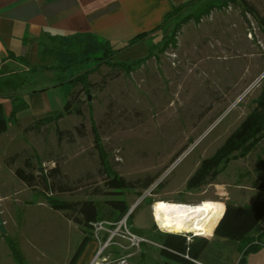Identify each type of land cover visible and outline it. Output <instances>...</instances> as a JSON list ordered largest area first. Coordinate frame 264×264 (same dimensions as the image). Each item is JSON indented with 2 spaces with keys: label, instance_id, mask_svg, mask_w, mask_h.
Segmentation results:
<instances>
[{
  "label": "rangeland",
  "instance_id": "374dc122",
  "mask_svg": "<svg viewBox=\"0 0 264 264\" xmlns=\"http://www.w3.org/2000/svg\"><path fill=\"white\" fill-rule=\"evenodd\" d=\"M246 1L264 19V0ZM202 12L189 10L196 17L175 21L146 41V55L155 42L160 43L129 73L100 61L109 47L95 39H74L75 43L61 52L59 65L70 67L62 79L90 71V88L80 95V116L53 120L52 115L34 131H26L32 123L22 119L21 125L11 123L9 131L0 136V216L5 230L4 236L0 234V264L69 263L83 234L50 204L111 199L101 194L106 175L99 146L109 168L126 182L153 180L146 190H126L122 195L133 209L131 228L125 226L135 236L145 237L153 230L160 218L154 209L159 202L209 204L213 211L208 222L220 210L205 201L215 198V187L187 190L186 182L254 108L264 88V26L232 3ZM166 35L173 41L160 51L161 37ZM86 57L91 63L76 66ZM262 148L260 145L246 158L230 161L214 183L241 180L250 184L251 177L243 174L252 171ZM25 161L33 165L36 175L48 176L58 168L50 182L70 192L28 188L14 175ZM130 249L131 259L139 254V250ZM156 251L143 243V253L134 261L163 264Z\"/></svg>",
  "mask_w": 264,
  "mask_h": 264
},
{
  "label": "crops",
  "instance_id": "0c3cea01",
  "mask_svg": "<svg viewBox=\"0 0 264 264\" xmlns=\"http://www.w3.org/2000/svg\"><path fill=\"white\" fill-rule=\"evenodd\" d=\"M205 1L0 0V105L5 118L12 111L13 98H21L26 103V109L16 115V124L21 125L19 121L22 119H26L29 124L38 118L60 112L59 106L63 102L65 104L74 88L67 80L60 81L63 74L53 68L59 65L61 52L67 51L76 39L90 38L108 45L124 44L141 34H151L175 8L193 2L190 10L202 12L222 0L211 3ZM154 35L157 34L127 49L117 59L131 60L146 55L144 45ZM226 182L209 185L215 187L218 193L214 199L205 200L218 210L223 206V213L225 203L243 207L255 201H264V192L251 184L246 185L241 180ZM214 229L211 235L202 237L206 239V245L195 259L184 255L189 264H238L241 257L239 242L215 236ZM263 231L264 216L252 237L257 238ZM95 236L87 243L75 264H91L108 240L106 231ZM148 244L155 247L159 254L161 246L152 242ZM138 250L139 254L132 259L130 257L131 261L135 262L143 253L142 244ZM131 251L129 241L117 237L100 251V259L112 262L130 256ZM244 259L245 264H264V237L260 240L259 248Z\"/></svg>",
  "mask_w": 264,
  "mask_h": 264
},
{
  "label": "trees",
  "instance_id": "16d2710c",
  "mask_svg": "<svg viewBox=\"0 0 264 264\" xmlns=\"http://www.w3.org/2000/svg\"><path fill=\"white\" fill-rule=\"evenodd\" d=\"M192 3L193 2H190L173 9L165 17L163 24L153 30L151 34H141L124 44L108 45L103 43L109 47V50L104 52L99 60L103 61L107 66L114 68L118 67L126 73L135 71L147 59L146 57H148V54L150 55L155 48H158L160 42H155L153 47L149 48L150 51H148V54L145 57L120 61L117 59L119 55L135 44L144 42L154 33L158 35L165 32L166 28H168L169 25H172L175 21H185L192 17H196L188 13ZM228 3L242 7L246 13L251 15L258 22L261 28L264 26V19L259 17L255 8L247 3L246 0H224L208 6L207 10L221 8ZM202 13L203 12L200 14ZM161 41L163 45L162 50L160 51H163L173 41V37L171 35L162 36ZM91 61L92 59L86 57L76 63V66L88 65ZM69 69L70 67L62 65L53 68V70L61 71L62 74H65ZM90 73V71H84L67 80L74 90L66 100L62 111L52 114L54 115L53 120L59 119L64 115H81L82 101L80 100V95L83 92L89 91L90 82L88 76ZM60 81L63 82V79ZM79 85L82 87L76 90ZM25 109L26 103L21 98H13L12 111L9 117L5 118L2 106L0 105V135L6 132L8 123H15L16 115ZM52 115H47L34 120L25 130L34 131L36 128H39V126L44 124V122H49ZM92 133L95 143L99 146V139L95 128H92ZM260 145H262L263 148L256 156V162L252 171L246 172L243 176L251 177L250 184L254 188L264 192V88L255 100L254 108H252L250 113L244 118L238 127L227 137L224 143L211 157L200 162L193 175L187 180L186 189L195 190L202 186L213 184L217 176L224 170L225 166L230 161L246 158L248 155L255 152ZM98 149L100 163L106 175V181L104 182L105 191L101 192V194L111 197V199L102 203L96 200H90L76 203L60 202L50 204L53 210L63 212L66 220L79 227L83 234V238L68 264L76 263L87 243L91 240L93 235V224L107 223L112 225L108 228H113L114 225L126 216L130 208L125 199L122 198V195L126 190H146L153 183L151 178H146L143 181L126 182L109 168L100 146ZM58 173V168H54L49 172L48 176H43L40 173L36 175L34 174L33 165L29 161H25L23 167L17 168L14 171L15 177L28 188L36 189L41 187L45 193L70 192L69 188L60 185L55 186V184L50 182H54L55 176L58 175ZM238 177L239 179L241 178V176ZM263 216L264 201H255L254 204L243 207H238L231 203H225L224 213L222 206V208L215 212L213 217L207 223L205 233L202 235H196L198 237H192L190 241L186 240L185 235L162 233L158 231L154 225L153 230L147 232L143 238L162 247L159 249V255L164 260L162 262L163 264H189L190 262L184 259V255H187L190 259H195L198 253L206 245V239L202 237L211 235L217 224L213 234L221 238L238 241L241 251V257L238 264H245V256L258 249L260 240L264 237V231L258 235L257 238L252 237L253 231L256 229V226L259 225ZM131 217L130 214L126 219V225L129 228H131Z\"/></svg>",
  "mask_w": 264,
  "mask_h": 264
},
{
  "label": "bare ground",
  "instance_id": "6f19581e",
  "mask_svg": "<svg viewBox=\"0 0 264 264\" xmlns=\"http://www.w3.org/2000/svg\"><path fill=\"white\" fill-rule=\"evenodd\" d=\"M154 209L160 215V218L156 220L157 228L160 231L171 234L196 232L195 235L204 234L205 224L213 211V208L206 203L188 205L166 201L157 203Z\"/></svg>",
  "mask_w": 264,
  "mask_h": 264
},
{
  "label": "built area",
  "instance_id": "2783aa9c",
  "mask_svg": "<svg viewBox=\"0 0 264 264\" xmlns=\"http://www.w3.org/2000/svg\"><path fill=\"white\" fill-rule=\"evenodd\" d=\"M127 218H123L120 222H118L116 225L113 226V228H108L109 226H112L111 224L107 223H97L93 224V233L94 235L99 234L101 231H106L108 234V240L107 242L102 246L101 250L106 247L108 243H110L114 238H124L129 241L130 248H135L136 250L139 249V246L143 243H149L147 240L143 238H139L135 236L134 234L130 233L125 226ZM154 222V221H153ZM155 227L156 223L154 222ZM108 226V227H105ZM158 229V228H157ZM160 231V230H159ZM182 235V234H181ZM186 236V240L190 241L192 237H198L194 236L193 234H183ZM100 250V251H101ZM100 251L96 254L91 264H137L130 260V256H124L120 257L112 262H108L105 259H100ZM186 258V257H185Z\"/></svg>",
  "mask_w": 264,
  "mask_h": 264
},
{
  "label": "water",
  "instance_id": "95a60500",
  "mask_svg": "<svg viewBox=\"0 0 264 264\" xmlns=\"http://www.w3.org/2000/svg\"><path fill=\"white\" fill-rule=\"evenodd\" d=\"M144 197H145V195L141 196L140 199H139V201L137 202V204L140 203V201H141ZM137 204H136V205H137ZM132 210H133L132 208L129 209V211L127 212V214H126V216H125L124 218H127V217L131 214ZM0 234L3 235V236L5 235V230H4V228H3V222H2V220H1V216H0Z\"/></svg>",
  "mask_w": 264,
  "mask_h": 264
}]
</instances>
